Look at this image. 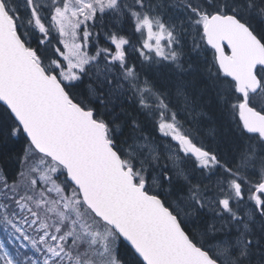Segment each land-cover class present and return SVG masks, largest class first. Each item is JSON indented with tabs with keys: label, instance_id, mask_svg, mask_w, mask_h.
<instances>
[{
	"label": "snow or ice",
	"instance_id": "obj_1",
	"mask_svg": "<svg viewBox=\"0 0 264 264\" xmlns=\"http://www.w3.org/2000/svg\"><path fill=\"white\" fill-rule=\"evenodd\" d=\"M0 264H264V0H0Z\"/></svg>",
	"mask_w": 264,
	"mask_h": 264
},
{
	"label": "trees",
	"instance_id": "obj_2",
	"mask_svg": "<svg viewBox=\"0 0 264 264\" xmlns=\"http://www.w3.org/2000/svg\"><path fill=\"white\" fill-rule=\"evenodd\" d=\"M8 163H11L10 161Z\"/></svg>",
	"mask_w": 264,
	"mask_h": 264
}]
</instances>
